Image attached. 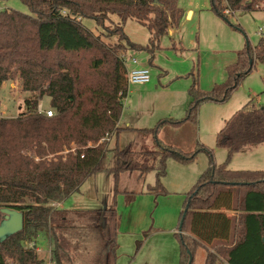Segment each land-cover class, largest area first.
<instances>
[{"label":"trees","instance_id":"obj_1","mask_svg":"<svg viewBox=\"0 0 264 264\" xmlns=\"http://www.w3.org/2000/svg\"><path fill=\"white\" fill-rule=\"evenodd\" d=\"M21 1L33 15L0 11V88L19 81L22 91L30 94L25 113L12 119L0 117V224L1 210L12 209L24 215V229L0 240V264L7 260L45 264L36 247L28 246L47 236L53 243L52 264H117L116 203L112 209L96 211L62 210L55 204L104 173L114 177L118 194L123 174L136 172L143 178L154 172L156 185L148 191L160 196L165 193L162 181L168 160L189 164L201 152L210 163L188 194L180 217L175 234L180 264H194L199 248L206 251L205 264L220 259L225 264H264V171L228 169L243 148L264 144V106L244 107L226 121L216 140L217 147L227 151L222 165L215 163L208 148L184 153L159 139L164 127L197 124L203 104L227 102L256 65L264 64V36L256 47L247 44L238 53L237 62L227 68V81L210 92L199 89L195 74H190L194 82L184 119H165L153 129L135 130L151 136L154 149L137 151L128 145L110 150V139L130 130L118 127L130 89L122 52H145L153 66L161 39L180 27L185 10L179 0ZM211 4L212 11L228 21L237 12L262 11L264 0H211ZM112 16L120 20L109 35L121 39L114 46L83 24L88 19L104 27L114 22ZM128 20L147 27L151 37L146 46L125 35ZM45 98L55 111L53 118L37 112ZM72 216L85 223L79 226ZM83 229L88 242L80 240L78 231Z\"/></svg>","mask_w":264,"mask_h":264},{"label":"rangeland","instance_id":"obj_2","mask_svg":"<svg viewBox=\"0 0 264 264\" xmlns=\"http://www.w3.org/2000/svg\"><path fill=\"white\" fill-rule=\"evenodd\" d=\"M179 7L187 13L193 12V15L182 21L180 30L173 32L172 38L165 36L161 39V50L156 52L153 66L149 64L150 56L145 52H122L124 58H137L142 66L148 67L151 71L150 83L130 86L131 99L125 106L123 122L125 124L129 122L133 128L153 129L161 120L181 121L184 119L191 100L189 91L194 82L190 74H195L199 89L210 92L216 85L227 81V68L237 62L238 53L244 50L247 44L256 47L260 38L264 36V7L262 11L237 12L228 16V21L212 11L211 0H179ZM2 10H16L33 15L21 0H0V11ZM114 17L118 19L117 16ZM114 17L112 19L116 21ZM113 23L107 22L104 27H99L93 20L83 19V24L89 30L102 36L106 43L114 46L121 43V39L119 36H109L110 32L119 25V23ZM123 28L131 42L141 46L148 44L151 33L144 25L128 20ZM28 97L30 94L22 91L19 81L5 83L0 88V117L12 119L25 113L27 111L25 101ZM40 106L45 110L51 109L50 99H43L38 108ZM260 106H264V64L256 65L254 71L242 81L227 102L203 104L198 111L197 124L186 123L198 127V135L192 141L190 152L175 148L184 153H194L203 147L208 148L213 151L215 163L222 165L227 158V151L217 147L218 133L226 121L244 107L250 110ZM182 132L177 137L169 133L167 135L181 142L186 134ZM129 134L121 137V144L130 140L129 142H133V148L137 151L143 148H155L151 136L140 135L138 132ZM115 138L116 136H113L108 142L110 150L116 148ZM26 154L33 155V152ZM52 158L53 156H50V159ZM111 161L112 156H109L107 167H110ZM209 163L210 158L204 152L198 153L196 159L189 164H181L173 159L168 160L167 176L162 181L165 193L160 196L139 195L148 198L138 200L132 207L126 206L122 193H114V203L119 209V214L122 212L128 214L131 209H134V216L148 219L146 223L144 220L137 228L130 229L128 225H124L121 229L118 239L120 245L118 264H180V245L175 234L178 233L180 217L188 194L208 169ZM228 169L231 171H264V146L259 147V152L256 154L234 156ZM119 185L121 190L140 192L142 189L156 185V174L152 172L142 180L136 172L123 174ZM79 200L83 201L84 205L94 206L86 199L79 198ZM66 201L63 202V208L68 209ZM144 203L147 214L137 213ZM72 217L79 226L85 223L83 218ZM78 234L81 241H89L86 230H79ZM144 234H147L146 240ZM47 241L51 242L53 250V243L48 236ZM144 242L146 245L138 253L139 246L141 248ZM28 247L34 246L31 243ZM44 250H48L47 245ZM48 255L52 257V253L51 255L41 254V257ZM205 260L206 251L199 248L194 264H205ZM12 262L15 261L7 260V264ZM75 264H80V262L76 261ZM217 264H225V261L220 259Z\"/></svg>","mask_w":264,"mask_h":264},{"label":"crops","instance_id":"obj_3","mask_svg":"<svg viewBox=\"0 0 264 264\" xmlns=\"http://www.w3.org/2000/svg\"><path fill=\"white\" fill-rule=\"evenodd\" d=\"M185 13H186V15H185L184 19L190 18L193 15V12L187 13L185 11ZM112 17H114V16H112ZM112 17H111V19H112ZM115 19H116V21H114L113 19L112 20L116 23L120 22L119 18L118 19L115 18ZM181 24H182V22H181ZM180 27H181V25H180ZM180 27L177 30L171 31L167 37L172 38L173 37L172 34H174L173 32H175V33L178 32L180 30ZM130 99H131V93H130V89H129V95H128V98L124 101V110H123L121 120L118 124V127L122 128V129L128 128L130 130L121 132L120 135L115 138V142H114L115 147L118 146L119 149H124L128 145H133L132 144L133 142H129L130 140H128L124 144L123 143L121 144L120 139L122 136H124V135L127 136L129 133L136 134L135 130H137L136 128H133L129 122H127L126 124L123 122L124 117H125V114H124L125 106ZM197 129H198V127H196L193 124H186V125L181 126L180 128H173V127L167 126L161 130L160 140L167 146H172V147L174 146V147L183 149V151H185V152H190L189 149L192 146V141L198 135ZM182 131H184V132H182ZM180 132H182L183 134L186 132L185 139L182 140L181 142H178L176 139H172L171 137H168L169 134H171L172 136L175 135V137H177V135H180ZM129 136H130V134H129ZM261 146H264V144L253 146V147L243 148L240 152L235 154V156H238L240 154H243V156H249L252 154H256L257 152H259V147H261ZM243 152H247V153H243ZM125 174H129V173H125ZM143 178H140V180H142ZM148 188L149 187L142 189V190H140V192L139 191L138 192H136V191L132 192V191L127 190V189H124V190H121L120 188L119 189H120V193L123 194L122 197L125 200L126 206L132 207L138 200H146L148 198L145 196H139L142 194H149L150 195L151 193L148 191ZM76 196H78L77 199H76ZM79 198L86 199V201L88 203H90L91 205H94V206H90L87 204L84 205V202L79 200ZM66 204H67L68 209L63 208V206H64L63 202L56 203L55 207L58 209L69 210V211H90V210L96 211V210L112 209L114 206V177L112 175L106 174V173L99 174V175L92 177L81 187V189L78 193L73 194L70 197V199H68L66 201ZM143 205H144V207H143ZM143 205L140 206L141 208L139 209V212H137V213L146 215L147 212L145 210L146 209L145 203ZM90 207H94V208H90ZM133 211H134V209H131L128 214H126L125 212H122V214H119V209H117V233H118L117 243H118V248L120 247L118 239H119L120 234H121V229H123L124 225L125 226L128 225V227L130 229H132V228H137L139 224L144 222V220H145V223L148 221V219H146L145 217L134 216ZM144 236H145V240H146L147 234H144ZM44 244L48 246V250H44V247H45ZM32 245L36 247V250L38 252V256H39L40 260H45V264H52V257L51 256L48 255L47 257H41V254H45V253L48 254L49 253L51 255V253H52L51 242H48L47 238L39 237V239L36 240V244L34 245L32 243ZM144 245H146L145 242L143 243V245L140 248V250L138 251V253L143 249ZM117 264H118V262H117ZM147 264H150V263H147Z\"/></svg>","mask_w":264,"mask_h":264},{"label":"built area","instance_id":"obj_4","mask_svg":"<svg viewBox=\"0 0 264 264\" xmlns=\"http://www.w3.org/2000/svg\"><path fill=\"white\" fill-rule=\"evenodd\" d=\"M125 65H127V79L130 86L132 85H146L151 82V71L148 67H144L141 61L137 58H125ZM130 64V66H128ZM37 112L45 115L48 118H53L56 114L52 109H43L42 106L38 108ZM10 264H19L12 262Z\"/></svg>","mask_w":264,"mask_h":264},{"label":"water","instance_id":"obj_5","mask_svg":"<svg viewBox=\"0 0 264 264\" xmlns=\"http://www.w3.org/2000/svg\"><path fill=\"white\" fill-rule=\"evenodd\" d=\"M4 220L0 224V240L16 235L24 229V215L12 209H2Z\"/></svg>","mask_w":264,"mask_h":264}]
</instances>
